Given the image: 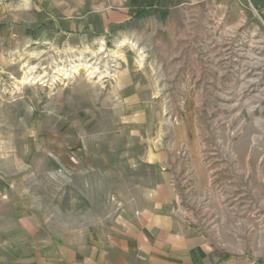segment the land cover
<instances>
[{
    "label": "rangeland",
    "instance_id": "obj_1",
    "mask_svg": "<svg viewBox=\"0 0 264 264\" xmlns=\"http://www.w3.org/2000/svg\"><path fill=\"white\" fill-rule=\"evenodd\" d=\"M253 2L145 0L146 15L135 7L102 33L11 41L0 171L36 173L40 193L33 211L0 210V264H20L30 228L70 188L57 170L80 165L166 172L175 209L212 248L264 264V0Z\"/></svg>",
    "mask_w": 264,
    "mask_h": 264
},
{
    "label": "crops",
    "instance_id": "obj_2",
    "mask_svg": "<svg viewBox=\"0 0 264 264\" xmlns=\"http://www.w3.org/2000/svg\"><path fill=\"white\" fill-rule=\"evenodd\" d=\"M139 3L11 0L0 5V59L19 37L39 41L53 38L54 32L78 37L102 33L125 23ZM102 168L57 170L69 179L70 188L63 191L61 202H53L57 215L47 213L46 220L30 228L33 242L22 250L27 254L18 263L232 264L175 209L166 172H152L150 165L128 173L108 174ZM35 174L28 178L0 171V210L7 204L17 212L34 210L40 193L31 185ZM41 231L43 235L35 239Z\"/></svg>",
    "mask_w": 264,
    "mask_h": 264
},
{
    "label": "trees",
    "instance_id": "obj_3",
    "mask_svg": "<svg viewBox=\"0 0 264 264\" xmlns=\"http://www.w3.org/2000/svg\"><path fill=\"white\" fill-rule=\"evenodd\" d=\"M145 0H141L140 1V4L134 9V12H133V17H142V16H144V15H146V7H144V6H142V4H143V2H144ZM160 1V0H159ZM254 5H255V7L256 8H258L257 7V2H255V0H254ZM263 19H264V15H263Z\"/></svg>",
    "mask_w": 264,
    "mask_h": 264
},
{
    "label": "built area",
    "instance_id": "obj_4",
    "mask_svg": "<svg viewBox=\"0 0 264 264\" xmlns=\"http://www.w3.org/2000/svg\"><path fill=\"white\" fill-rule=\"evenodd\" d=\"M9 1H11V0H0V5H3L5 3H8Z\"/></svg>",
    "mask_w": 264,
    "mask_h": 264
},
{
    "label": "bare ground",
    "instance_id": "obj_5",
    "mask_svg": "<svg viewBox=\"0 0 264 264\" xmlns=\"http://www.w3.org/2000/svg\"><path fill=\"white\" fill-rule=\"evenodd\" d=\"M91 73V72H90ZM126 115V114H125Z\"/></svg>",
    "mask_w": 264,
    "mask_h": 264
}]
</instances>
